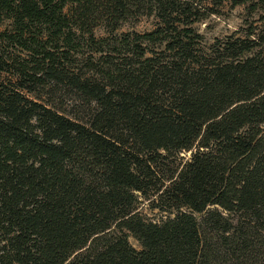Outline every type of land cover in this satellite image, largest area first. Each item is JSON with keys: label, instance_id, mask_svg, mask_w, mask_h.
Returning a JSON list of instances; mask_svg holds the SVG:
<instances>
[{"label": "trees", "instance_id": "1", "mask_svg": "<svg viewBox=\"0 0 264 264\" xmlns=\"http://www.w3.org/2000/svg\"><path fill=\"white\" fill-rule=\"evenodd\" d=\"M199 15L0 0V264H264V25L205 46Z\"/></svg>", "mask_w": 264, "mask_h": 264}, {"label": "rangeland", "instance_id": "2", "mask_svg": "<svg viewBox=\"0 0 264 264\" xmlns=\"http://www.w3.org/2000/svg\"><path fill=\"white\" fill-rule=\"evenodd\" d=\"M199 12L201 21L194 25V28L203 36V42L205 46H210L216 40H223L229 36L235 35L236 37L244 38L246 32L250 26H256L262 28L264 23L259 21L258 14L253 17H249L245 7H234L232 0H222L221 4H217L219 0H192ZM157 24L155 17L143 16L139 17L137 21H130L125 23L120 33H146L152 31ZM97 36H104L103 29H99L96 32ZM58 104L69 112L72 111V103L66 101L64 98L57 100ZM191 155L189 153H183L181 157L188 159ZM180 162V159L177 163ZM138 212L144 216L147 220L152 222H162L166 220L169 215L154 209L150 201L140 198V204L138 205ZM130 244L137 250H140L138 242L130 238Z\"/></svg>", "mask_w": 264, "mask_h": 264}]
</instances>
